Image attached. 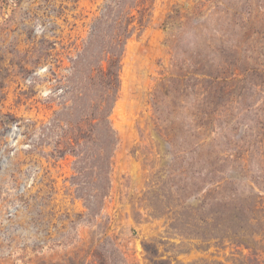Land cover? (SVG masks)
Listing matches in <instances>:
<instances>
[{
    "label": "rangeland",
    "instance_id": "rangeland-1",
    "mask_svg": "<svg viewBox=\"0 0 264 264\" xmlns=\"http://www.w3.org/2000/svg\"><path fill=\"white\" fill-rule=\"evenodd\" d=\"M0 264H264V0H0Z\"/></svg>",
    "mask_w": 264,
    "mask_h": 264
}]
</instances>
